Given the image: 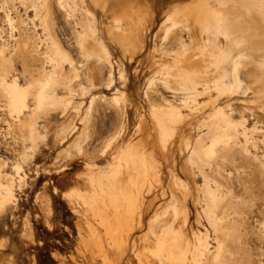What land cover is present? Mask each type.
<instances>
[{"label": "rangeland", "instance_id": "1", "mask_svg": "<svg viewBox=\"0 0 264 264\" xmlns=\"http://www.w3.org/2000/svg\"><path fill=\"white\" fill-rule=\"evenodd\" d=\"M91 2L98 11L100 41L112 61V67L104 66L95 75V85L87 80V68L77 50L81 18L68 23L65 11H56L49 14L48 25L79 66L75 91L60 85L56 95L62 104L47 105L29 117L28 110L35 107L34 95L27 98L28 108L20 114L10 113L7 96L0 89V183L14 185H10L12 200L0 210V264H147L154 247L150 223L158 221L154 223L157 231L170 224L169 218L155 217L172 193L185 201L187 230L193 240L190 227L207 231L216 245L217 235L202 211L203 195L198 203L190 178L187 158L192 150L186 149V141L194 142L205 131L203 123L219 107H225L235 122L245 121L251 138L248 152L233 155L235 150H217L212 167H207L211 183L227 194L218 209L225 215L219 237L222 250L228 253L225 264H264V87L257 85L253 75L245 74V87L238 92L215 93L214 97L201 94L199 108H182L185 117L166 155L155 119L156 107L163 108L168 101L182 106L184 96L161 84L162 75L180 77L189 71L201 85L218 78L211 61L213 48L204 31L206 23L225 9L241 10L248 4L259 6L264 14V0H105L104 6ZM20 14L32 37L24 52L11 38L0 8V48L5 64L0 78L5 83L19 77L24 84L40 77L44 67L50 69L42 54L45 45L34 42L33 12L20 8ZM172 18L189 19L191 33L175 28L172 37L164 39V28ZM116 19L122 20L120 27ZM255 31L264 35L263 25ZM183 40L189 49L178 57L176 51ZM176 59L181 60L182 73ZM251 65L246 69L251 70ZM81 77L90 91L79 88ZM152 78L157 81L149 87ZM32 120L33 126L29 125ZM29 126L35 128L33 138ZM239 140L244 142L242 135ZM124 157L143 163L146 171L141 176V193L132 185L136 200L134 207L130 205L134 209L131 229L123 231L119 239L118 232L106 230L107 221L97 211L106 210L107 216L112 212V193L106 182L109 176L126 177ZM195 178L198 185L203 183L201 175ZM99 180L107 193L99 191ZM182 184L187 189L184 195L180 193ZM102 196L108 206L102 205ZM117 204L123 212L126 203L122 196L117 197ZM94 205L103 209L96 210Z\"/></svg>", "mask_w": 264, "mask_h": 264}, {"label": "bare ground", "instance_id": "2", "mask_svg": "<svg viewBox=\"0 0 264 264\" xmlns=\"http://www.w3.org/2000/svg\"><path fill=\"white\" fill-rule=\"evenodd\" d=\"M96 1L100 6H104L107 3H105V0ZM0 2V8L4 11L6 22L10 26L11 38L16 39L15 45H18L21 52H24L27 48L32 37L30 35V28L27 27V24L21 17L20 8L26 12L28 10L33 12L34 15L31 22L33 32H35L34 36H36L34 42L45 45V50L42 54L45 60L50 63L49 70L44 67L40 73V77L35 80L30 78L24 84H21V78L19 77H15L10 83H5L4 79L0 78V89L7 96L10 113L20 114L25 108H28L27 98L30 94L35 96L33 97L35 107L28 110L29 117H32L35 111L38 112L39 109H43L47 105L56 106L59 103L62 104V101L60 102V99L56 95L60 85H63L70 92L75 91V84L73 82L76 78L80 77V69L68 51L62 46L63 44L59 42L60 40L58 41L56 33L50 31L47 18L51 12L65 11L68 23H71V19L77 16L81 18V32H79L77 50L81 54V63L85 62L87 70L84 69L86 71L84 72L86 73L87 80H90L94 84L95 75L99 73V70L107 65L112 67L110 53L103 47L100 41L98 11L91 0H0ZM258 7L248 4L247 8L241 10L231 8L230 11L229 9H225L219 16L206 23L204 31L207 33L209 45L213 48V51L211 50L212 52L210 53L212 55L211 61L213 68H215L214 70L218 72V74L216 72L218 78L214 79L213 82H204L201 85L197 78L188 73L189 71H186L187 73L184 75L181 74L180 77L162 75L159 78L160 83L166 88L177 92L181 91L184 94L181 101L182 106L168 101L169 103L167 102V105L163 108L156 107L157 134L162 149L166 150L163 151L164 155L168 153L170 144L171 142L173 143L172 140L175 141L176 133L181 128L179 124L185 117L182 108H199L202 105L198 100L201 94L206 93L212 97L215 93L220 96L221 94L225 95L227 92H238L245 87L244 77L246 75L248 77L251 75L255 78L257 77V80L254 78L257 85L261 88L264 87V35L255 34V29L260 24L264 27V14ZM13 12L16 13L19 20L16 19ZM115 23L120 27L122 20L116 19ZM190 25L191 23L187 18H172L170 24H167L164 28V39L168 38L175 28L183 29V32L186 31L184 29H187L191 33ZM1 29L0 38L3 36L1 35ZM38 29H41L42 32L40 33ZM179 47L181 48L178 49L179 52L176 51L177 56L184 57L189 49L188 43L183 40ZM174 62L178 68V72L182 73L183 66L179 64L181 60L176 59ZM249 63L253 64L251 65L253 67L251 70L246 69ZM4 65L2 50L0 48V68L2 69ZM82 77L81 82L78 83L80 84L78 86H81L79 88L83 92L90 91V89H86L88 86H83ZM156 81L157 79L152 78L149 82V87L154 85ZM218 95L217 98L219 97ZM217 98L215 97V101H218L219 98ZM215 101H213L214 104L216 103ZM33 121H30L29 125L33 126L35 124ZM235 121L230 117L225 107H219V109L217 108L211 114L210 119L203 123L202 126L206 127L205 131L199 133L194 142L189 139L186 141V149L192 150L187 158V163L190 170V178L193 180V185L197 191V202H202L200 199V194H202L204 204L202 211L207 222L217 235L215 236L217 244L212 245L207 231H194L193 227H190L195 238L193 240L190 236V231L187 230L188 216L185 201L179 195L172 193L169 200L160 207L163 209L155 217L157 220L169 218L171 220L170 224L163 227L161 231H157L155 222L158 221H154L155 224L153 221L150 223L152 226L150 237L153 239L154 247L151 250L153 258L150 260L145 258L147 260L146 263L148 262L147 264L226 263L225 260L228 253L226 254V251L222 250L223 244L219 239L223 228L221 222L225 218V215L219 213L218 209L223 201L227 199V194L222 191L219 185L211 183V175L207 171V167H212L211 159L215 156L217 150H235L233 152L235 154L233 155H236V152L249 151L248 143L251 138L248 136L246 123L245 121H240L239 123ZM240 126L242 129H240ZM29 127V135L33 138L36 136L35 128ZM240 135L243 136L244 142L239 140ZM79 149L81 150L82 146H79ZM124 164L125 178L119 176H109L107 178L106 187L112 193V195H108L112 212L109 210V213H111L107 216L105 214L106 210H103V212L102 210L97 211L107 221L106 230L113 234L115 231L118 232L116 235L119 236V239H121L123 231L131 229L130 219L134 211L131 207H134L136 200L132 185H136L139 193H141L143 187L141 176H144L146 171L143 163L137 164L130 157H124ZM196 174L201 175L203 178L201 185L197 184ZM5 184L0 183V210L5 206L7 207V204H9L14 196V191L11 187L14 185ZM96 184L101 193H107L108 190L105 189L106 187H104L103 182L99 180L98 182L96 181ZM150 190L151 187L149 188ZM180 191L183 195L187 193L185 184L181 185ZM118 196H122L126 203L123 212L119 210L117 204ZM101 200L102 205L106 206V198L102 196ZM99 203L101 204V202ZM100 204L99 207L102 206ZM97 206H95L96 210L102 208H96ZM4 209L1 211H4ZM181 218H184V220L179 224ZM212 247L214 248L212 249Z\"/></svg>", "mask_w": 264, "mask_h": 264}]
</instances>
